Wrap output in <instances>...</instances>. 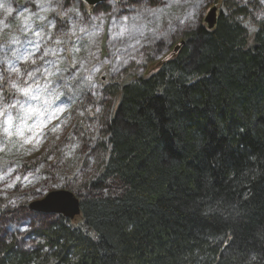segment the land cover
<instances>
[{"label":"trees","instance_id":"obj_1","mask_svg":"<svg viewBox=\"0 0 264 264\" xmlns=\"http://www.w3.org/2000/svg\"><path fill=\"white\" fill-rule=\"evenodd\" d=\"M221 1L154 71L105 85L97 164L56 187L77 219L0 208V264H264V10Z\"/></svg>","mask_w":264,"mask_h":264},{"label":"rangeland","instance_id":"obj_2","mask_svg":"<svg viewBox=\"0 0 264 264\" xmlns=\"http://www.w3.org/2000/svg\"><path fill=\"white\" fill-rule=\"evenodd\" d=\"M214 1L105 0L89 5L83 0H62L64 9L75 7L79 15L70 13L72 20L61 28V18L53 12H41L40 4L35 0H0L13 9V14L6 16L4 9L0 8V74L17 79L15 74L9 77V69L13 66L20 67L22 73L25 69L40 68L35 79L42 85L38 90L42 98L60 94L49 112L40 119L46 120L54 109H65L43 129L38 147L35 146V138L33 143H24V139L32 136L27 128L23 137L6 136L2 130L3 118L0 117V149H3L0 150V208L6 210L9 206L10 209V205L17 203L20 204L16 206L19 209L22 204L29 209L28 204L32 200L57 190L52 187L54 183L59 186L65 182L78 185L84 178V172L93 171L97 164L94 142L98 139L93 137L101 133L114 98L106 92L105 85L120 82L127 76L154 71L162 59L170 57L178 49L177 42L186 31L201 24L207 25L204 19L212 6L216 7V12L220 10L222 1L220 4L217 0L213 5ZM237 1H245L249 7L254 4L264 10V0H234L238 4ZM40 3L59 8L57 0H40ZM254 13L250 12L244 21L249 33L254 31V22L262 17L259 12ZM25 15H30L27 24L22 22ZM38 15L53 20L57 28L46 27V21L38 20ZM73 22L76 24L74 35ZM29 25L31 31L24 32L23 29ZM36 31L43 32L44 36L36 37L32 34ZM121 32L123 34H119ZM57 39L61 43H57ZM33 44L39 45V49H34ZM13 51L20 55L32 52L36 64L18 60ZM55 67L60 71L49 78L51 83H47L43 79V70L55 71ZM89 76L91 81L87 80ZM22 79L23 75L17 82ZM4 88L7 102L19 100L25 106L43 107L40 101H32L8 90L7 83ZM18 115V110H12L11 130L14 133L21 126ZM35 120L33 115L26 122L32 124ZM57 125H60L57 131H51ZM26 176L28 180L24 179ZM27 194H33V197L28 198ZM30 224L25 218L17 222L7 221L6 230L17 240H23Z\"/></svg>","mask_w":264,"mask_h":264},{"label":"snow or ice","instance_id":"obj_3","mask_svg":"<svg viewBox=\"0 0 264 264\" xmlns=\"http://www.w3.org/2000/svg\"><path fill=\"white\" fill-rule=\"evenodd\" d=\"M36 3L40 4L41 12L47 13V12H53L56 15H58L61 18V24L60 27L62 28L64 23H67L68 21L72 20V17L70 16V13H75L77 16L79 15V10L75 7L64 9L62 0H57L56 6H46L43 3H40V0H35ZM0 8L4 9V13L6 16H11L13 14V9L11 6L7 4L0 3ZM30 19V15H25L22 17V22L25 24L28 23ZM37 19L44 22L46 21V27L55 29L57 28V24L53 20H48L45 15H38ZM76 24L73 22L72 25V35L75 34ZM24 32L31 31L30 25L28 27H25L23 29ZM80 31H84L83 28H80ZM33 35L36 37H43L44 33L41 31L32 32ZM119 34H123L122 32ZM14 43H19V41H13ZM57 43H61L59 39L56 41ZM32 47L34 49H39V45L33 44ZM75 51H79V49H74ZM47 50L45 51V55H47ZM13 55L16 56L18 60H21L23 62H30V64L35 65L36 59L33 58L32 52L26 51L25 54L20 55L16 51H13ZM55 55V53H53ZM43 59V57H41ZM75 62V61H74ZM40 68H33L32 70L25 69L22 73V69L17 66H13L9 69V77H11L12 74H15V77L17 79H11L6 78L4 75L0 74V102L3 103V106L0 107V117L3 118V133L8 136L12 137L13 135L23 137L24 136V129L27 128L29 131L32 132V136L24 139V143H33V138H35L34 143L35 146L38 147L41 143V135L43 133V129L46 127L48 123H50L52 120L57 118V115L59 113H62L65 111L63 107L54 109L48 116L46 120H41L40 117H44L45 113L49 112V109L53 103L54 100L59 99V93H56L55 95L49 94L47 98H42V94L40 91L42 88V85L39 83L37 79H35L36 74L40 72ZM60 68L55 67V71H50L48 69L43 70V79L47 83H51L50 77L54 76L56 72H59ZM23 75V79L18 83L17 80ZM92 77H87L88 81H91ZM7 83L8 90L22 94L25 97H29L32 101H40L43 107L33 106L32 104H28L25 106V104L20 103L19 100H12L11 102H7L6 96H5V88L4 84ZM46 90V88H45ZM12 110H18V119L21 121V126H18L15 133L11 130L13 126V116H12ZM33 115H35L36 120L32 124H28L26 122L27 119L31 118ZM60 127V125H57L56 127L52 128L51 131L55 132ZM73 147H76L73 145ZM3 150V149H0ZM19 179V177L17 178ZM25 180H28V177H24ZM11 187V185H8ZM59 185H53V188L58 187ZM56 193H53L55 195ZM253 260H255V256L252 257Z\"/></svg>","mask_w":264,"mask_h":264},{"label":"water","instance_id":"obj_4","mask_svg":"<svg viewBox=\"0 0 264 264\" xmlns=\"http://www.w3.org/2000/svg\"><path fill=\"white\" fill-rule=\"evenodd\" d=\"M89 5L101 3L105 0H83ZM217 9L212 6L205 16L206 27L211 29L215 25ZM183 41H180L181 44ZM53 193H56L53 195ZM29 209L45 214H60L66 218L74 219L80 215L79 200L74 193L66 189L51 190L41 198L32 200Z\"/></svg>","mask_w":264,"mask_h":264}]
</instances>
